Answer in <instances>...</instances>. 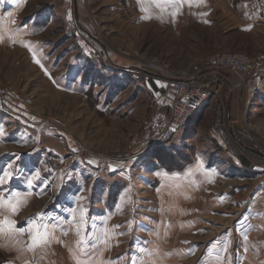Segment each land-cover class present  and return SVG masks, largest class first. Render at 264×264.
I'll return each instance as SVG.
<instances>
[{
    "label": "rangeland",
    "instance_id": "1",
    "mask_svg": "<svg viewBox=\"0 0 264 264\" xmlns=\"http://www.w3.org/2000/svg\"><path fill=\"white\" fill-rule=\"evenodd\" d=\"M242 1L0 0V175L14 177L0 195L32 193L17 214L0 210V227L11 221L15 234L31 217L55 235L43 259L45 249L21 254L0 237V264H75L74 254L85 264H239L246 244L247 264H264V96L244 88L252 102L232 129L226 104L242 92L217 77L204 81L214 117L197 116L203 105L160 141L151 128L175 98L170 79L208 75L213 56L264 54L262 27L230 26ZM81 208L78 237L71 213ZM253 208L259 222L236 232Z\"/></svg>",
    "mask_w": 264,
    "mask_h": 264
},
{
    "label": "crops",
    "instance_id": "2",
    "mask_svg": "<svg viewBox=\"0 0 264 264\" xmlns=\"http://www.w3.org/2000/svg\"><path fill=\"white\" fill-rule=\"evenodd\" d=\"M241 3H243V4H241ZM241 3H240V7L245 10V14L243 15V18L240 19L239 22L236 21V17L231 18L230 20L232 22L234 21V23H231L230 26L233 29L243 28L244 30H247L249 32L252 29L254 30L255 28H260V27H262L264 30V0H243ZM237 6H239V5H236V7ZM238 11H240V9H238ZM235 13H237V12L235 11ZM233 29H232L233 33L231 35H233L234 32L237 33V31H234ZM240 32H242V31H240ZM263 55L264 54L256 56L255 58L253 56H251V57L247 56L250 60V70L246 74H249V75H245V76L231 75L229 78H226V76H223L222 74H219V73H214L212 75L208 74V75L199 76V77H197V76L195 77V75L191 76L193 78H197V79H200L202 81H209V80H213L214 78L219 77L223 80V82L225 83V86L227 88L228 93H230L231 95L235 94V97H236V94L242 92V95H240V96H242L244 98V100L239 95H238L239 96L238 98H234V96H232L233 99L231 98V100H229L226 104L227 114H228L227 119H228V121H229L228 123L232 129H233L234 125L239 123L238 120L240 118L241 105L242 104L244 105L246 102L245 97H244V93H243L244 88L246 87V88L254 89L252 92V95H251L252 98H254V95H257V94L258 95L262 94V96H264V56ZM243 81L245 83H243ZM253 85H255L257 87L252 88L251 86H253ZM248 97L250 98L249 94H248ZM254 101L255 100H253V102ZM251 102H252L251 98L247 99V102H246L247 106H249L251 104ZM262 102H264V98H263ZM254 105H255V103H254ZM261 105L264 108V103H261ZM255 107H256V105H255ZM216 111H217L216 103L213 101L208 102L206 105L203 106V108H201V111L198 113L197 116H199V118L201 120L202 119L206 120V118H208V117H214ZM198 172H199L198 176L202 178L203 173L200 171H197V173ZM199 183L197 185V188H202V185H200ZM262 184L263 185H261V187H264V182ZM259 194H261V195L259 196L258 201H262L264 199V190L262 189L261 192H259L257 194V196ZM250 210L251 209H249L245 213V214L250 215V216L244 218V220H241V222L237 223L238 228L236 227V232H238L240 230L239 233H241V231L245 232L248 229L251 230L256 225V223L259 222L258 219H259L260 214H261L260 213L261 209L253 208L252 211L255 213H252V211H250ZM258 215H259V217H258ZM240 225H241V228H240ZM0 230H2V227H0ZM8 230H9L8 227H5L3 229L4 232H8ZM241 234H243V233H241ZM248 236L251 238L250 235H248ZM3 239L5 240V243H4L5 248H8V243H9L8 239L5 237H3ZM239 239H242V238L239 237ZM246 245H247V247L245 246V248L243 250L244 254L242 255V258H241V255H238V254L235 258L237 260L241 258L239 261V264H247V259H248V254H249L248 252H251V251H250V249L248 250L249 244H246ZM219 249H216V251H214L215 249H213L212 252L219 254V252H220ZM208 261L214 262V260H208Z\"/></svg>",
    "mask_w": 264,
    "mask_h": 264
},
{
    "label": "built area",
    "instance_id": "3",
    "mask_svg": "<svg viewBox=\"0 0 264 264\" xmlns=\"http://www.w3.org/2000/svg\"><path fill=\"white\" fill-rule=\"evenodd\" d=\"M209 74L225 71L235 75H244L250 69L248 57L240 53H230L211 57ZM175 98L170 105L169 113L158 114L151 128L160 141L169 134L177 133L189 118L212 96L204 81L191 76L182 79H170Z\"/></svg>",
    "mask_w": 264,
    "mask_h": 264
},
{
    "label": "snow or ice",
    "instance_id": "4",
    "mask_svg": "<svg viewBox=\"0 0 264 264\" xmlns=\"http://www.w3.org/2000/svg\"><path fill=\"white\" fill-rule=\"evenodd\" d=\"M39 63V61H36ZM197 171L202 172L205 176H208L210 173L204 169V165L202 162H198L197 164ZM193 173L192 171L188 172V175L191 176ZM13 172L12 171H3L2 175H0V186H3L6 182L13 179ZM27 184L29 187L32 186L33 181L32 179H29L27 181ZM14 199L11 201H6L5 197L0 195V210H6L10 211L12 214H17L20 210V206L25 203L24 198L26 196L32 195L31 192L26 193H20L16 192L12 194ZM40 215V214H38ZM40 218H42V215H40ZM71 220L75 224L76 227V235L79 237L81 235V232L85 229L86 226V209L81 208L79 210V218L77 219L76 216V209L72 210L71 213ZM4 223L9 225L8 232H4L3 230H0V237H5L8 239L10 246L17 249L18 252L23 254L25 251L32 252L34 255L36 253V250L38 248L45 249L44 255L40 257V259H43L44 256L47 255L46 249L49 247L53 240H55L54 232H50L47 225H43V231H41V225H39L34 218H29L28 220V228L25 230H22L20 232H17L13 234L12 230V222L11 221H4ZM106 224V221H104ZM116 227H120L117 225ZM64 235H67V230H62ZM27 233L29 236V242L27 246L21 244V242L16 239L17 236L23 235ZM111 239L108 229L105 227L102 230V239L101 243L105 246ZM58 242V241H57ZM85 243L83 239L79 240L77 243V250L82 255L83 254V248L82 245ZM98 257H102L103 252L99 249L96 250ZM73 259L75 261V264H85V262L80 259L77 255L74 254ZM24 264H29L27 260L24 261ZM90 264H113L112 261H104L102 259L93 258Z\"/></svg>",
    "mask_w": 264,
    "mask_h": 264
},
{
    "label": "bare ground",
    "instance_id": "5",
    "mask_svg": "<svg viewBox=\"0 0 264 264\" xmlns=\"http://www.w3.org/2000/svg\"><path fill=\"white\" fill-rule=\"evenodd\" d=\"M5 150H2V152L0 153V155H2L4 153Z\"/></svg>",
    "mask_w": 264,
    "mask_h": 264
},
{
    "label": "water",
    "instance_id": "6",
    "mask_svg": "<svg viewBox=\"0 0 264 264\" xmlns=\"http://www.w3.org/2000/svg\"><path fill=\"white\" fill-rule=\"evenodd\" d=\"M246 148V147H245ZM248 150H250L249 148H247Z\"/></svg>",
    "mask_w": 264,
    "mask_h": 264
}]
</instances>
